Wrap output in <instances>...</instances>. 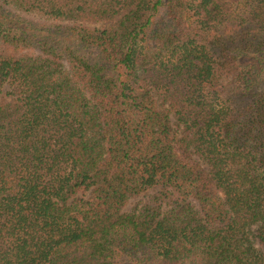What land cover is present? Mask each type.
<instances>
[{"label": "trees", "instance_id": "1", "mask_svg": "<svg viewBox=\"0 0 264 264\" xmlns=\"http://www.w3.org/2000/svg\"><path fill=\"white\" fill-rule=\"evenodd\" d=\"M0 264H264V0H0Z\"/></svg>", "mask_w": 264, "mask_h": 264}, {"label": "rangeland", "instance_id": "2", "mask_svg": "<svg viewBox=\"0 0 264 264\" xmlns=\"http://www.w3.org/2000/svg\"><path fill=\"white\" fill-rule=\"evenodd\" d=\"M225 84H227V81L225 80ZM156 192L152 191L150 195L155 194ZM150 195L140 196L137 198L132 199L128 206L125 208V211L131 212L135 208H140L144 205V202L147 201V199H150Z\"/></svg>", "mask_w": 264, "mask_h": 264}]
</instances>
